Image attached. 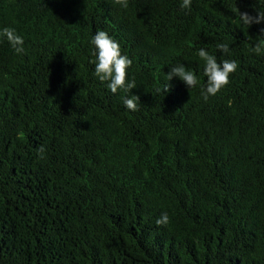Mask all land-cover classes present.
I'll return each mask as SVG.
<instances>
[{
	"label": "trees",
	"instance_id": "16d2710c",
	"mask_svg": "<svg viewBox=\"0 0 264 264\" xmlns=\"http://www.w3.org/2000/svg\"><path fill=\"white\" fill-rule=\"evenodd\" d=\"M181 3L0 0L26 49L0 39V264H264V21L236 10L264 0ZM101 30L138 111L94 75ZM201 48L238 65L207 101ZM181 64L198 85L157 94Z\"/></svg>",
	"mask_w": 264,
	"mask_h": 264
},
{
	"label": "clouds",
	"instance_id": "9594fccd",
	"mask_svg": "<svg viewBox=\"0 0 264 264\" xmlns=\"http://www.w3.org/2000/svg\"><path fill=\"white\" fill-rule=\"evenodd\" d=\"M114 3L126 9L129 6V0H114ZM191 6V0H182L181 8L187 9ZM239 21L249 27L252 24H259L264 21V11L256 10V14L250 15L248 12H241L237 9ZM0 39L6 40L16 54L22 55L26 53L24 47V38L19 35L15 28L4 27L0 30ZM95 51L93 55L95 60L94 75L101 82H107V87L111 93H124L123 103L125 107L132 112L139 109V97L131 95L130 90L136 88L135 81H128L127 70L132 64V60L127 55L121 54V47L119 43L110 37L107 32L101 30L97 31L91 40ZM217 49L221 53L229 52V44L220 43ZM252 52L260 55L264 52V44L257 42L252 47ZM199 57L205 62L204 75L207 78L206 85L201 90L202 98L207 101L210 96H215L218 92L224 89L229 84V76L237 70V62L235 60H223L220 63L214 55L209 54L208 51L201 48L198 51ZM167 83L162 87H157L155 92L157 94L165 95L170 89L171 85L168 83L174 77L181 80L188 89L195 88L198 85L197 76L189 70H186L184 65H178L169 68L166 74ZM45 149L43 146L39 149V157L44 158ZM169 223L168 214L162 213L161 217L156 220L157 225H167Z\"/></svg>",
	"mask_w": 264,
	"mask_h": 264
}]
</instances>
